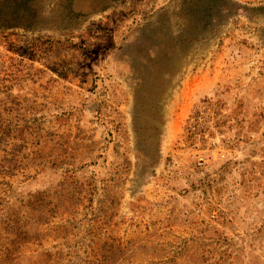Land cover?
<instances>
[{
  "label": "rangeland",
  "instance_id": "obj_1",
  "mask_svg": "<svg viewBox=\"0 0 264 264\" xmlns=\"http://www.w3.org/2000/svg\"><path fill=\"white\" fill-rule=\"evenodd\" d=\"M0 264H264V0H0Z\"/></svg>",
  "mask_w": 264,
  "mask_h": 264
},
{
  "label": "trees",
  "instance_id": "obj_2",
  "mask_svg": "<svg viewBox=\"0 0 264 264\" xmlns=\"http://www.w3.org/2000/svg\"><path fill=\"white\" fill-rule=\"evenodd\" d=\"M13 9V8H12Z\"/></svg>",
  "mask_w": 264,
  "mask_h": 264
}]
</instances>
